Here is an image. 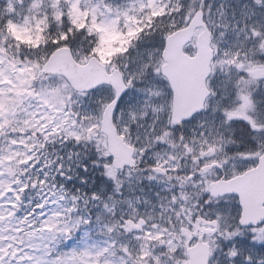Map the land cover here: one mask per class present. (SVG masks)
<instances>
[{
	"label": "snow or ice",
	"instance_id": "snow-or-ice-1",
	"mask_svg": "<svg viewBox=\"0 0 264 264\" xmlns=\"http://www.w3.org/2000/svg\"><path fill=\"white\" fill-rule=\"evenodd\" d=\"M0 264H264V0H0Z\"/></svg>",
	"mask_w": 264,
	"mask_h": 264
}]
</instances>
